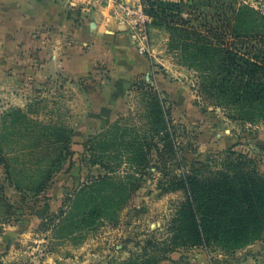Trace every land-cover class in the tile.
<instances>
[{"label": "rangeland", "instance_id": "1", "mask_svg": "<svg viewBox=\"0 0 264 264\" xmlns=\"http://www.w3.org/2000/svg\"><path fill=\"white\" fill-rule=\"evenodd\" d=\"M231 7L260 12L264 41V0H159L155 13L197 25ZM163 53L131 81L103 64L80 79L38 65L40 74L33 57L11 73L0 96V264H264V230L241 246L196 244L182 210L188 194L171 186L193 169L223 170L229 150L264 172V119L208 107L185 53ZM142 82L165 99L174 142L150 123Z\"/></svg>", "mask_w": 264, "mask_h": 264}, {"label": "trees", "instance_id": "2", "mask_svg": "<svg viewBox=\"0 0 264 264\" xmlns=\"http://www.w3.org/2000/svg\"><path fill=\"white\" fill-rule=\"evenodd\" d=\"M157 1L151 2L152 24L167 30L168 48L185 53L189 65L198 70V92L205 104L223 108L232 119H264V41L258 39L262 35L257 27L260 12L231 7L228 15L215 12L211 23L196 25L181 13L171 14L169 19L159 17ZM243 15H251L253 24L240 27ZM142 83L150 94L146 104L150 123L174 142L176 126L165 99L151 83ZM167 147L174 149L172 143ZM228 159L223 170L205 166L171 183L188 194L182 210L196 244L209 245L212 240L226 247L241 246L264 230V172L244 153L229 150ZM1 161L8 167L4 158Z\"/></svg>", "mask_w": 264, "mask_h": 264}, {"label": "crops", "instance_id": "3", "mask_svg": "<svg viewBox=\"0 0 264 264\" xmlns=\"http://www.w3.org/2000/svg\"><path fill=\"white\" fill-rule=\"evenodd\" d=\"M0 0V96L11 73L23 74L31 57L45 72H61L80 79L105 65L118 79L148 75L155 63L163 64L168 48L164 28L148 26L144 55L130 26L120 17L118 0ZM129 1V0H124ZM84 7V8H83ZM41 55L48 58L45 63ZM43 71V69H42Z\"/></svg>", "mask_w": 264, "mask_h": 264}, {"label": "built area", "instance_id": "4", "mask_svg": "<svg viewBox=\"0 0 264 264\" xmlns=\"http://www.w3.org/2000/svg\"><path fill=\"white\" fill-rule=\"evenodd\" d=\"M92 1L85 0L83 3L90 6ZM152 1L154 0H118L116 2L117 11L123 21L132 29L133 36L142 54L147 50L149 42L148 26L153 21V15L150 13Z\"/></svg>", "mask_w": 264, "mask_h": 264}]
</instances>
